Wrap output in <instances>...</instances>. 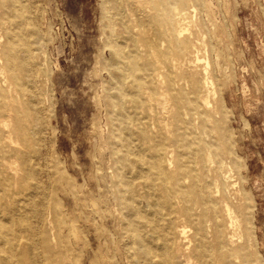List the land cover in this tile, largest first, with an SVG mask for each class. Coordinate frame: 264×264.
<instances>
[{"label": "rangeland", "instance_id": "obj_1", "mask_svg": "<svg viewBox=\"0 0 264 264\" xmlns=\"http://www.w3.org/2000/svg\"><path fill=\"white\" fill-rule=\"evenodd\" d=\"M143 73L161 77L146 90L158 99L144 104L152 131L139 139L132 93ZM181 158L195 161L199 179L185 186L202 187L205 209L166 231L158 217L161 238L186 231L169 264H264V0H0L9 264H91L101 253L106 264H138L122 185L152 178L157 189L145 190L164 199ZM203 233L208 250L197 246Z\"/></svg>", "mask_w": 264, "mask_h": 264}, {"label": "bare ground", "instance_id": "obj_2", "mask_svg": "<svg viewBox=\"0 0 264 264\" xmlns=\"http://www.w3.org/2000/svg\"><path fill=\"white\" fill-rule=\"evenodd\" d=\"M179 13L180 10L174 12V15H178ZM181 15L180 16L178 15L179 18L181 17ZM180 30L179 32H181ZM25 52L29 53L28 46L26 47ZM118 76L122 78V80H125L127 78V75L121 72L120 74H118ZM159 76L160 74L158 73L157 74L153 73V76H151V78L149 77V75H146L144 73L142 76L141 75L137 77L134 76L135 91L132 94L135 96L136 99L135 101L137 102L135 111L138 110L141 113L140 115H142V117L137 118L136 122L134 123L137 131V137L139 139L145 138L149 134V132L152 131L149 127L150 126V124L148 123L149 121H147L148 112L144 108V104L146 103V101L150 103L152 100L156 101V99H158V97L157 98L152 97L151 94L146 90L147 88H151L158 84ZM121 85L122 84L120 82L116 87L119 93L123 91ZM165 85L168 87V89L174 90L176 82L173 74H169L167 77H165ZM141 92H144L146 98L145 100H141V95H142ZM178 93L180 94L181 91L177 92V94ZM160 99L158 100L159 102ZM208 102L207 105H209ZM188 104L192 105V101L188 102ZM118 107H119V103H118ZM204 107H206V103L205 101H202L195 108L196 110L195 112L198 113V110ZM128 125L129 123L127 122V124L125 125L126 129L128 128ZM156 128L157 127H155V129ZM186 133L190 134L189 130ZM154 149H155L154 156L160 158L161 160V157L165 153L166 149L163 148L161 144L157 141L154 142ZM177 164H178V172L179 174L182 175V177L175 180V182L172 183L169 181V176L166 173L165 175L166 181L164 182H167V184L161 181L163 182L162 188L164 192V199H161L158 195H154L153 193L145 190V188L147 189L149 187H151V189L153 190L157 189L158 187L157 183H155V181H153L152 178L149 179L148 181L141 182L138 187L139 190H134L135 188L134 180L127 181L122 185L124 189L123 191L124 201L119 205V214L123 218L122 225L124 231L131 232L132 234L131 244H133L134 246L131 247L132 248L131 253L134 254L135 257L137 258L138 264H155L154 260L156 258L158 259V255H159L158 251L162 252L163 254L162 260L161 258H159L162 264H169V262L172 259L179 258L181 256V252H182L181 241L182 238L184 239L186 238L185 229L181 228L180 230H178V236L164 235V238H161L157 234V229L159 227V225L157 224L158 217L160 220L164 221L161 230L166 231L171 228V223L173 222V220L178 218L179 215L186 214L192 216L198 210L203 211L205 209V206L202 204L201 199H199L200 197L204 196L203 194L204 192L201 189L202 187L200 188L199 185L185 186L186 181L199 179L195 171V161L193 159L190 160L189 158L188 159L181 158L179 159ZM140 185H142V189H140ZM4 191H5L4 187L0 188L1 197L3 196L2 193ZM217 193H218V189L215 187L211 192H209L208 197L209 198L213 197L217 195ZM155 196L157 197L155 198ZM193 197H195L198 201L193 203ZM116 198L118 197L116 196ZM1 207L2 205L0 204V208ZM225 207L227 212L230 213V207L227 204H225ZM5 231L6 230H3L1 228V224H0V251H1L0 264H9L7 257L4 255V249L2 248L6 246V244L9 242V239L6 238ZM100 237L102 238V240L105 241V237L103 236V234ZM205 238L206 237L203 233L202 236H200V242H198L197 246H200L204 250H208L207 249L208 246L206 245ZM229 238H232V236H229ZM90 239L92 240L93 236H91ZM208 259L209 262H211L210 256L208 257ZM90 262L91 264H106L105 254L101 253L98 255V257L91 256Z\"/></svg>", "mask_w": 264, "mask_h": 264}]
</instances>
